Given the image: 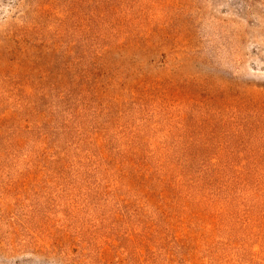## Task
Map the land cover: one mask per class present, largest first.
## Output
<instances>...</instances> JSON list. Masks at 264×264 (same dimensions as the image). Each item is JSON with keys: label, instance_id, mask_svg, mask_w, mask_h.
I'll use <instances>...</instances> for the list:
<instances>
[{"label": "rangeland", "instance_id": "rangeland-1", "mask_svg": "<svg viewBox=\"0 0 264 264\" xmlns=\"http://www.w3.org/2000/svg\"><path fill=\"white\" fill-rule=\"evenodd\" d=\"M0 264H264V0H0Z\"/></svg>", "mask_w": 264, "mask_h": 264}, {"label": "trees", "instance_id": "trees-1", "mask_svg": "<svg viewBox=\"0 0 264 264\" xmlns=\"http://www.w3.org/2000/svg\"><path fill=\"white\" fill-rule=\"evenodd\" d=\"M161 161H176V160L170 157H165V159H162Z\"/></svg>", "mask_w": 264, "mask_h": 264}]
</instances>
